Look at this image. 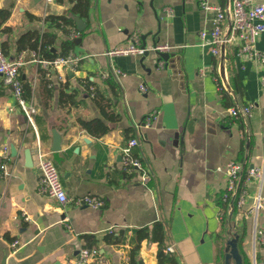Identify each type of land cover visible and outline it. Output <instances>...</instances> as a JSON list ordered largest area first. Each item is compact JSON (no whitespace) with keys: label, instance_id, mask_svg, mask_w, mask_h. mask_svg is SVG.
<instances>
[{"label":"crops","instance_id":"0c3cea01","mask_svg":"<svg viewBox=\"0 0 264 264\" xmlns=\"http://www.w3.org/2000/svg\"><path fill=\"white\" fill-rule=\"evenodd\" d=\"M72 5L71 0H0V9L10 7L0 24V45L9 58L23 52V96L34 107L31 123L0 77V153L6 144L10 155V175L0 176V264H159L157 251L168 252L167 245L174 247L168 253L175 264H236L232 256L225 260L230 233L242 264H252L253 254L263 264L264 246L254 238L251 218L236 221L234 208L221 197V168L229 159L264 164V65L239 58L236 42L226 44L222 57L201 45L199 31L211 28L214 12L198 0H90L86 16H72L69 33L45 20L68 13ZM28 30L54 33L55 52L70 37L68 52L80 57L77 66L46 65L29 49L18 50L17 38ZM131 42L147 50L114 56L121 73L105 76L110 69L105 49ZM156 42L172 46L165 57L151 49ZM255 46L264 52V31ZM87 80L111 99L117 120L102 114ZM61 88L75 93V103L59 105ZM245 103L252 106L244 120L228 114V107ZM91 118H100L109 130L90 134L79 119ZM131 136L139 139L133 153L151 172L146 184L122 165L121 148ZM38 146L55 163L69 197L94 194L102 206L61 205L40 193ZM156 222L162 239L138 240V230ZM258 222L264 224V211ZM13 240H18L14 249ZM82 247H96L97 256L79 261Z\"/></svg>","mask_w":264,"mask_h":264},{"label":"built area","instance_id":"2783aa9c","mask_svg":"<svg viewBox=\"0 0 264 264\" xmlns=\"http://www.w3.org/2000/svg\"><path fill=\"white\" fill-rule=\"evenodd\" d=\"M202 9L212 10L211 28L207 31H199L201 45H209L211 53L215 56L222 57L225 53V46L229 42H236L235 54L241 58H253L264 65V52L259 51L255 44L259 35L264 31V0H227L220 6L209 3L207 0H198ZM166 10L171 11L170 8ZM225 22L227 24H225ZM78 31L73 30L72 35H77ZM156 54L168 53L172 46L164 42H156L151 47ZM147 48L136 42L125 45L109 47L103 52L110 62L109 71L104 72L105 76L110 73L119 75L121 70L113 65L114 56L128 54H143ZM34 60L43 62L51 66H65L73 69L77 66L79 56L70 52L55 56L51 59H45L30 49ZM160 65L164 60H158ZM23 52H19L15 57L9 58L0 45V77L7 85L14 96L18 106L24 112L29 122L33 123L34 107L29 104L24 96V88L20 78V67L25 64ZM264 80V77H262ZM142 92L147 90L144 83L139 84ZM251 103L243 105L230 106L227 112L234 118L245 119L251 113ZM154 113H149L144 118V124L149 125ZM139 145L137 136L129 137L121 148L122 165L125 170H135L143 184H146L151 178L150 170L144 166L140 157L133 153V148ZM10 155L8 146H2L0 153V176H9L8 161ZM36 167L38 169L37 189L54 198L59 204L65 205L72 202L75 205H87L98 208L102 206L103 200L94 194H84L78 197H69L61 183L58 169L52 159L39 146L36 150ZM218 169H220L218 167ZM225 176V187L222 192V199L226 201L235 210V220L241 217H250L253 225L255 240L264 246V224L258 222V215L264 211V193L262 191V182L264 178V164L244 165L243 162L236 159H229L221 168ZM252 187V188H251ZM69 230H72L69 224H65ZM18 240L11 241L12 249L15 248ZM165 250L173 252V245H167ZM96 247H82L79 249L78 260L87 261L97 256ZM264 264V260L261 261ZM74 264V263H67ZM252 264H257L254 254Z\"/></svg>","mask_w":264,"mask_h":264},{"label":"trees","instance_id":"16d2710c","mask_svg":"<svg viewBox=\"0 0 264 264\" xmlns=\"http://www.w3.org/2000/svg\"><path fill=\"white\" fill-rule=\"evenodd\" d=\"M59 1V0H58ZM73 5L68 13L53 15L49 14L45 17V20L50 26H57L62 28L65 32H70V27L74 25L73 15L86 16L88 9L90 7V0H71ZM10 13V7L0 9V24L4 22ZM56 36L51 31L39 30H28L19 35L16 41V46L18 50L22 49H32L35 50L40 57L45 59L54 58L57 54H65L73 46V40L68 37L61 42V47L59 52L52 51L50 46L54 43ZM229 71L232 73V63L229 62ZM108 84L113 86L111 77L106 79ZM86 86L89 87L93 85L92 89V98L96 106L100 109L102 114L110 120H117L118 114H116L111 109V99L101 92L95 85L94 82L89 80L86 81ZM75 93L67 92L65 89L61 88L58 95L59 105L62 107H68L71 104L75 103ZM80 125L87 130L90 134L94 136H101L109 130L107 124H105L100 118H91V119H79ZM146 237L157 238L158 240L162 239V229L161 224L156 222L151 228L143 227L140 228L137 232L138 240ZM238 248V246H237ZM239 251V249H238ZM240 254V252H239ZM241 256V254H240ZM157 262L159 264H164L167 262L176 263L174 255L171 253L165 252L162 247L157 251Z\"/></svg>","mask_w":264,"mask_h":264},{"label":"water","instance_id":"95a60500","mask_svg":"<svg viewBox=\"0 0 264 264\" xmlns=\"http://www.w3.org/2000/svg\"><path fill=\"white\" fill-rule=\"evenodd\" d=\"M166 55H167V53H161L160 54L161 57H165ZM53 139L55 141V144H57L58 141H59V135H58L56 130H53ZM227 244H228L229 247H228V250H227V252L225 254L226 262H227L228 258L230 256H232V257H234L236 259V264H242L241 263V256L239 254V251H238V248H237V244L234 242L232 233H230L229 238L227 239Z\"/></svg>","mask_w":264,"mask_h":264}]
</instances>
